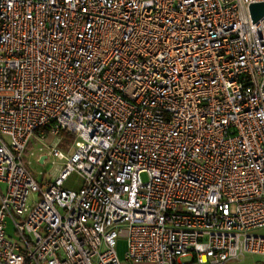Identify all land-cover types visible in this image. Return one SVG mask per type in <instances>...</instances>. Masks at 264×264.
I'll list each match as a JSON object with an SVG mask.
<instances>
[{
  "label": "built area",
  "instance_id": "built-area-1",
  "mask_svg": "<svg viewBox=\"0 0 264 264\" xmlns=\"http://www.w3.org/2000/svg\"><path fill=\"white\" fill-rule=\"evenodd\" d=\"M262 2L0 0V264L264 256Z\"/></svg>",
  "mask_w": 264,
  "mask_h": 264
},
{
  "label": "rangeland",
  "instance_id": "rangeland-1",
  "mask_svg": "<svg viewBox=\"0 0 264 264\" xmlns=\"http://www.w3.org/2000/svg\"><path fill=\"white\" fill-rule=\"evenodd\" d=\"M60 144L58 148L62 151V153L66 154L68 151L69 146L73 142V137L70 136L68 133H61L60 136ZM52 140V137L46 136V139L44 141H39L36 139H33L29 146L26 149L24 160L27 169L30 171L34 179L38 182L43 181H50L53 178V172L55 166H60L63 164L62 161H58L54 159L53 157L49 156L47 159H45L44 163H40L39 160L42 156H46L49 151V144ZM141 179L143 182L146 181L147 177L146 174H141ZM82 179L80 175L76 172L71 173L66 181L64 182L63 187L70 190H78L81 187ZM32 200L37 201L38 195L31 194L29 197V204L31 205ZM7 232L8 234L12 235L13 230L10 222L8 221L7 226ZM259 235H264V229H260L256 231ZM190 259L189 258H183L182 262L186 263ZM264 264V256L260 255H249L246 254L244 258H241L237 261H232L228 264ZM145 264V263H140Z\"/></svg>",
  "mask_w": 264,
  "mask_h": 264
},
{
  "label": "water",
  "instance_id": "water-1",
  "mask_svg": "<svg viewBox=\"0 0 264 264\" xmlns=\"http://www.w3.org/2000/svg\"><path fill=\"white\" fill-rule=\"evenodd\" d=\"M250 16L253 23H256L262 17H264V2L252 4L249 7ZM45 156L41 157L39 162L42 164Z\"/></svg>",
  "mask_w": 264,
  "mask_h": 264
},
{
  "label": "crops",
  "instance_id": "crops-1",
  "mask_svg": "<svg viewBox=\"0 0 264 264\" xmlns=\"http://www.w3.org/2000/svg\"><path fill=\"white\" fill-rule=\"evenodd\" d=\"M0 188L3 189V186H0ZM119 247H120V249H123V243H120V246Z\"/></svg>",
  "mask_w": 264,
  "mask_h": 264
},
{
  "label": "trees",
  "instance_id": "trees-1",
  "mask_svg": "<svg viewBox=\"0 0 264 264\" xmlns=\"http://www.w3.org/2000/svg\"><path fill=\"white\" fill-rule=\"evenodd\" d=\"M63 133H66V132H63Z\"/></svg>",
  "mask_w": 264,
  "mask_h": 264
}]
</instances>
